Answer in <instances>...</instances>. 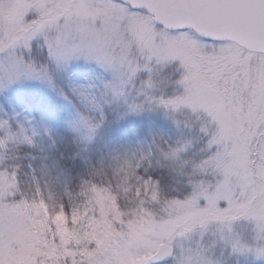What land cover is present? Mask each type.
<instances>
[{"label": "snow or ice", "instance_id": "snow-or-ice-1", "mask_svg": "<svg viewBox=\"0 0 264 264\" xmlns=\"http://www.w3.org/2000/svg\"><path fill=\"white\" fill-rule=\"evenodd\" d=\"M31 6L36 11L25 14V19L31 15L26 25L0 35V99L39 95L49 115L58 117L63 128L81 143L92 144L105 131L106 109L125 96L124 88H116L115 82L119 80L123 86L134 80L141 67L139 55L146 54L148 62L155 57L157 64L175 58L154 43L157 24L162 29L159 35L167 40L173 19L186 21L197 36L222 46L195 61L181 56L178 62L185 69L181 81L185 94L157 99L146 93L148 102L176 111L202 89L219 95L218 82L230 79L237 88L230 93V104L234 96L233 106L238 107L247 93L245 117L249 122L264 121V63L258 65L255 75L251 70L257 54L264 59V0H97L94 4L87 0H32ZM239 10L255 12L261 35L254 41L225 47L222 35L230 33L231 28L213 17ZM192 44L198 53L195 37ZM17 46L27 52V57L14 55ZM34 51L44 56L39 64ZM74 62L102 69V88L88 76L69 73L67 69ZM148 62L143 68L151 71ZM145 83L152 87L150 79ZM63 104L71 105L73 112L65 113ZM124 106L129 118L143 117V102H128L125 98ZM34 135L35 130L29 135L23 124L11 117L0 119V148L6 149L9 144L35 146ZM190 147V142L185 141L162 149L161 159L183 168L188 161L181 154ZM201 151L202 158L192 164L194 171L215 170L216 162L209 157L213 151L211 139ZM142 161L143 157L135 163L122 161L116 171L123 175L115 189L85 180L82 195L86 200L81 207L50 203L51 195L46 198L38 183L31 197L20 192L16 179L19 165L11 156L0 154V264H166L170 256L168 241L175 234L197 225L204 228L213 220L230 221L244 208L233 199L232 172L223 171L214 187L203 182L190 184L192 191L183 199H164L162 206L167 216L157 220L144 207L143 197L150 194L152 201L161 203L160 184L137 174ZM130 178L135 179V185L128 183ZM121 191L125 195L134 192L135 207L127 211L119 208ZM250 195L264 199V176ZM117 220L121 225L118 230ZM260 228L264 233V210ZM230 242L234 252L246 251L239 241ZM256 254L264 256V247L258 248ZM175 264H191V259L180 255ZM198 264L210 262L201 260Z\"/></svg>", "mask_w": 264, "mask_h": 264}, {"label": "rangeland", "instance_id": "rangeland-1", "mask_svg": "<svg viewBox=\"0 0 264 264\" xmlns=\"http://www.w3.org/2000/svg\"><path fill=\"white\" fill-rule=\"evenodd\" d=\"M87 2L94 4L97 0H87ZM31 5L32 0H3L2 5H0V35L8 30H15L17 27L26 25L31 19V15L25 19V14H34L36 11ZM161 31L162 29L156 26L155 45L168 50L175 58L163 64H157L155 57H152L151 61L148 62L146 54L139 55L138 60L141 67L134 80L123 86L120 85L119 80L115 82L116 88H124L125 96L118 101H113L111 107L106 109L107 120L109 119L111 124L110 128L105 127L104 134H101V141L98 140L97 144L96 141L92 144H84L78 140L80 144H78V149L93 144L99 145L104 137L106 138L104 152L111 176L102 185H97L99 187L116 188L120 182V176L123 175V173L118 175L116 170L124 159L135 163L136 160L143 157L142 166L136 170L141 177L151 178L148 173L149 168L159 170L167 167V171L163 174L165 183L159 180L161 203L152 201L150 194L143 197L144 207L151 210L157 220L167 216V212L162 206L164 199H183L192 191L190 185L187 186L188 180H182V185L178 183L176 178L171 179L173 174L187 179L195 175V184L203 182L214 187L221 178L223 171L232 172L233 199L244 205L243 210L230 221L213 220L207 223L204 228L197 225L183 234H175L168 241V244L174 248V254L166 264H175L176 258L180 255L189 257L191 264H198L201 260L209 261L210 264H264V256L256 254L258 248L264 247V238H262L264 233L260 228V214L264 210V199L258 195L256 197L250 195L253 187L257 186L264 176V160L261 159V152L264 151V148H262L259 137L249 135L252 131V125L255 124L256 131H259L260 124L256 121L249 122L244 115L247 111V93L243 94L244 99L241 104L234 107L235 97H231V104L229 98L230 93L236 92L237 88L230 79H221L218 82L220 85L219 95L202 89L190 97L187 102H184L176 111L156 106L155 103L150 104L146 99V93L157 99H169L173 96L182 97L185 94V87L181 83L185 69L178 62L181 56L189 61H195L205 55L213 54L214 48L219 50L222 46L219 42L208 41L196 36L193 32L183 30L167 31L168 39L164 40L159 35ZM124 34L128 39H132L128 33ZM194 37L199 44L200 51L198 53L193 48L192 40ZM224 42L223 46L225 47L233 44L230 41ZM133 43H135L134 40ZM205 45L207 46L206 50ZM135 50L134 48L133 51ZM14 55L27 57L28 54L22 47L17 46ZM0 56L3 54L0 53ZM33 57L38 64L44 60V56L35 51ZM261 59L259 54L252 59L251 70L253 75H255V69L260 64ZM145 62H148V68L151 71L143 68ZM67 71L75 73L78 77L88 76L90 80L102 88L103 70L93 64L86 65L83 62H74ZM224 75L228 77L229 73L225 71ZM149 79L152 82V87H148L145 83ZM125 98L128 102H143L145 111L142 118L131 119L124 114ZM62 108L65 113L71 114L73 112L71 105L63 104ZM9 117L16 123H22L29 135H32L33 130H35L33 137L35 146L9 144L6 149L0 148V154L7 155L9 150L15 148L16 153L25 148L31 150L37 148L32 153L25 155L31 160L32 156L37 153L45 152L53 138L56 137L54 134L57 128L55 127L59 124V118L53 119L49 115L39 95L25 98L13 95L10 99H0V119H8ZM45 126L52 127L53 133L50 134V130H47ZM178 132L181 135L173 140V136ZM209 139L213 142V151L209 157L216 162L217 167L215 170L208 168L194 173L192 164L202 158L201 150L205 149ZM185 141L190 142L191 147L186 153L181 154L183 155L182 158L187 160L184 157L189 153L187 156L188 163L184 166L189 171L183 174L181 167L176 166L178 168H174L175 165L163 161L160 153L162 149L177 147ZM29 165L27 164L28 174H24L25 181L16 178L19 181L20 192L31 197L34 186L38 183L46 198L49 194L51 195L50 203L62 202V199L58 200V195L62 193L64 195L62 198H65V205L79 206L69 195L66 186L62 185L60 189L55 178L50 177L43 161L40 163L37 175L33 167H29ZM173 169L178 172H171ZM128 183L135 185L136 181L130 178ZM165 187L178 189V191L165 190ZM8 195L11 198V191ZM85 200L86 197L83 195V205ZM135 203L134 192L130 191L125 195L121 191L120 209L127 211L135 207ZM124 220L126 223L127 217H124ZM116 225L118 230L121 226L119 220L116 221ZM230 241H239L245 246L246 251L234 252Z\"/></svg>", "mask_w": 264, "mask_h": 264}, {"label": "trees", "instance_id": "trees-1", "mask_svg": "<svg viewBox=\"0 0 264 264\" xmlns=\"http://www.w3.org/2000/svg\"><path fill=\"white\" fill-rule=\"evenodd\" d=\"M110 120L108 119L106 122L105 127L110 128ZM47 130H50L49 133H53V129L50 126H45ZM55 128H57V131L54 135H56L55 138H53V141L49 144V146L45 149V152L37 153L36 155L32 156L33 158L30 160V158L26 157V153H32L37 148L31 149H24L19 150V153H16L17 150L11 149L6 154L11 156L15 163L19 165L18 168V175L17 179L25 181L24 174L27 173V164H30L33 169L35 170V174H38V171L40 169V163L43 161L44 164L47 166V171L50 175V177H54L57 181L59 188L61 189V186H66V189L68 190L69 195L72 196L75 203L79 206L83 205V195H82V184L85 180H90L95 185H102L104 181H107L110 179V170L108 169L107 165V159L105 155V143L106 138L104 137L103 141L96 145L98 140L101 139V135L97 137L96 144L90 145L89 147L85 148H79L78 149V140L77 137L73 136L70 132L66 131L63 126L59 123ZM108 128V129H109ZM112 128V127H111ZM104 134V133H103ZM181 134L178 132L173 136V140H176ZM101 141V140H100ZM80 145V144H79ZM37 152V151H36ZM41 154V155H39ZM188 154L185 155L184 158L188 160ZM198 155V154H196ZM40 156V157H39ZM183 156V155H182ZM195 156V154H194ZM20 161L24 162L25 170L22 171V165ZM34 161H38L39 164H34ZM151 167V166H150ZM167 168V167H166ZM166 168L163 169H151L149 168L148 173L151 176V178L154 181L159 180L163 183H165L164 173L167 171ZM174 168H178L175 167ZM185 167L181 168L184 172H187ZM98 172V174H97ZM171 172L177 173L178 171L172 170ZM195 173V171H194ZM176 178L178 180V183L182 184V180H188L187 186L191 184H195L196 177L195 175L190 176L187 178L178 177V175L173 174L172 178ZM186 187V186H185ZM166 189H174V188H168ZM62 193L58 195V200L62 199V203H65V198Z\"/></svg>", "mask_w": 264, "mask_h": 264}, {"label": "water", "instance_id": "water-1", "mask_svg": "<svg viewBox=\"0 0 264 264\" xmlns=\"http://www.w3.org/2000/svg\"><path fill=\"white\" fill-rule=\"evenodd\" d=\"M213 19H216L219 22L227 23L231 28L230 33L222 35V40H232L236 43L240 41H254L261 35V23L255 12L252 10H239L224 17H213ZM176 28L192 29V26L186 21L173 19L170 21L169 29ZM168 246L170 251V256L168 257L169 260L172 255L173 248L170 245Z\"/></svg>", "mask_w": 264, "mask_h": 264}, {"label": "clouds", "instance_id": "clouds-1", "mask_svg": "<svg viewBox=\"0 0 264 264\" xmlns=\"http://www.w3.org/2000/svg\"><path fill=\"white\" fill-rule=\"evenodd\" d=\"M260 63H264V59H261ZM229 103H230V98H229ZM260 124V128L259 131H256V127L255 124L252 125V131L251 133H249V135H256L257 137L260 138V143L262 145V148H264V121H259L257 122ZM261 159L264 160V151L261 152ZM21 165H22V171L25 170V165L23 161H20ZM34 164H39L38 161H34Z\"/></svg>", "mask_w": 264, "mask_h": 264}]
</instances>
